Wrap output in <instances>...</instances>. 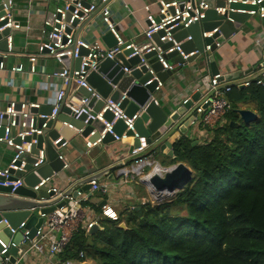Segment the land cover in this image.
<instances>
[{
	"label": "built area",
	"instance_id": "2783aa9c",
	"mask_svg": "<svg viewBox=\"0 0 264 264\" xmlns=\"http://www.w3.org/2000/svg\"><path fill=\"white\" fill-rule=\"evenodd\" d=\"M223 1V6L213 7L217 15H225L223 21L233 22L228 17V12H238L247 13L249 17H256L262 23L264 18V0ZM108 2L109 0H98L97 3H88L85 5L83 0H66L63 5L54 9L51 13V20L46 21L48 29L45 30L42 40L37 44L35 52L27 54L28 69L25 68L22 62L9 66L8 70L14 74H35L37 71L36 63L40 56H50L61 65L59 71L47 75L49 77L58 76L60 80L59 85L54 86V98L48 114L30 113V108H27L26 102H19L17 104L15 101H10L5 109L0 110V143H4L13 150L9 163L4 168H0V186L11 187L9 194H12L18 187L24 185V176L26 174L30 172L36 173V169L46 161L43 148L38 149L37 154L30 152L31 146L37 143L36 137H31L32 134L37 136L43 133V127L36 126L34 124V118H43L45 121L55 120L64 106L70 110L69 116L71 118L77 120L81 116H84L82 120L84 127L95 119H98L103 124V130L98 133V137L93 141L89 137L96 133V129H93L87 136L80 134L82 128L77 130V135L83 138L86 147L100 144L106 133L111 134L114 141H123L131 137L138 138L140 143L132 147L129 152L132 158L131 164L128 167L121 168L119 171L123 176L135 175L143 180V178L147 179L151 172L163 174L170 167L159 165L149 155L144 153L147 147L145 137H139L136 132L133 135H127L129 130L134 131V121L139 116V112L137 111L131 117H128L119 108V102L123 97L119 99L118 103H115L108 97L101 96L88 83L86 78L90 72L97 71L99 65L98 58L101 60L106 58L114 59L118 54H123L126 50H130L129 54H123V58L127 60L133 56H138L139 62L131 67L123 66V72L129 73L133 69L145 65L150 78L144 84H150L155 81L156 86L154 87V91L156 92L162 86V79L151 68V64L158 62L163 70L173 71L182 68L191 56L198 53L197 49L184 52L181 44L191 39V36L187 35L180 41H177L174 36V30L185 29L193 22H200L209 7L208 2L207 0H158L156 13L151 12L149 6L146 5L145 19L147 23L143 30L145 42L141 46L135 43H127L119 36L108 7ZM233 2L242 4V7H230V4ZM97 8H99L100 17L105 24L107 32H110L114 37L115 43L111 47H107L99 41L87 42L78 36L76 37L75 32L79 25ZM12 10L13 0H0V70L7 69L6 59L13 50L12 33L21 28V24L14 18ZM75 20L78 22L74 25ZM219 29L220 26L217 25L209 31H201V36L203 38L212 37L214 33L219 32ZM5 30H8V33L3 35L2 33ZM154 34H158L159 44L153 39ZM258 36V44L264 52V26L262 25ZM2 40L5 42L4 48L1 47ZM219 45L220 43L216 37L210 43L204 44L203 52H210L212 47H219ZM81 49L86 50L87 53L81 54ZM152 52H154L152 57H145L146 54ZM172 53H176L174 55L177 58L174 60H170L167 56ZM78 58H80V63L78 67H75L74 61ZM65 59L66 63H64ZM116 59L121 63L119 58ZM251 82L256 85H264V57L259 65L256 66L253 74L244 80L236 82L235 85L225 82L223 74L220 72L202 74L199 77V83L203 97L195 104L197 105L195 109L196 116L191 122V125L194 124L198 127L201 126L205 129H211L223 123L224 116L231 108V104L226 98L230 87H245ZM73 83L76 84L73 91H78V88L82 87L87 94H81L79 91L77 93L70 91L69 93L70 86ZM188 100L189 98H185L182 103H186ZM100 101H102V105L97 110H94ZM18 107L19 109H17ZM107 110L112 113L113 117L111 120H107L105 117ZM16 114H22L23 117L28 118V123L26 124L25 122L22 127L13 131L12 126L16 124ZM117 119H121L125 126L119 136L112 130L113 124ZM63 124H66L70 128L72 127L71 124L65 121ZM27 136L30 137L28 141L25 140ZM17 139L19 142H16ZM50 142L53 146L59 143L56 146L57 149L67 145V140L61 135ZM27 154L34 158V162L31 163L28 169H26ZM58 157L64 161V156L60 152ZM146 166H149L151 171L144 172V167ZM65 167H67V163L64 161L63 168ZM17 171H23L24 174L18 175ZM49 182V177L40 178L39 183L33 186L32 190H36L41 185H49ZM48 187L47 192L52 190L55 195H61L63 192L59 188L53 186ZM89 191H99L103 194H108L109 188L107 184H101L97 180H91ZM148 192L158 200L164 196L151 191L149 188ZM62 200H65L64 205L47 215L40 214L38 209H31L37 215L44 216L43 224L36 229V233L32 239L28 238L27 229H24L21 233V240L18 244L14 243L11 239L7 243H4L0 239V264H18L19 261L25 258L28 250H34L38 254H47L54 257L62 251L73 232V230L67 229L69 223L83 219L81 202L85 200V197L81 192H77L76 196L65 195L62 197ZM100 209L102 216L112 220L118 218L116 211L109 204H103ZM1 222L8 228L12 235L23 229L25 224V222H22L16 228H12L4 218L0 220ZM92 224L93 222H88L86 226L90 227ZM1 230L3 231V228ZM58 231L60 234L56 236ZM21 245L27 247L20 251L19 247ZM15 246L18 247L15 257L16 261L15 263H11L8 250ZM79 256L81 257L82 253ZM50 264H91V262L88 260H66L61 262L58 259V261Z\"/></svg>",
	"mask_w": 264,
	"mask_h": 264
},
{
	"label": "trees",
	"instance_id": "16d2710c",
	"mask_svg": "<svg viewBox=\"0 0 264 264\" xmlns=\"http://www.w3.org/2000/svg\"><path fill=\"white\" fill-rule=\"evenodd\" d=\"M226 98L231 108L223 123L199 126L205 141L183 134L171 143L172 154L161 165L182 162L192 175L169 201L138 200L116 220L100 209L99 228L90 233L78 225L57 258L93 264H264V85L231 86ZM249 100L257 118L244 123L236 109Z\"/></svg>",
	"mask_w": 264,
	"mask_h": 264
},
{
	"label": "crops",
	"instance_id": "0c3cea01",
	"mask_svg": "<svg viewBox=\"0 0 264 264\" xmlns=\"http://www.w3.org/2000/svg\"><path fill=\"white\" fill-rule=\"evenodd\" d=\"M65 1L13 0L12 11L14 18L20 22L21 28L12 33L13 50L6 59L7 69L0 70V110L5 109L10 101H15L17 104L26 102L27 108H30V113H40V110L47 111L51 106L54 98V86H58L60 80L58 76L49 77L47 75L59 71L61 65L58 62L50 56H40L36 63L37 71L35 74H14L8 68L14 63L22 62L28 69L27 54L35 52L37 44L42 40L45 30L48 29L46 21L51 20V13L56 7L63 5ZM157 1L109 0L108 7L117 33L125 42L140 46L145 42L143 36V30L147 23L145 6H149L151 12L156 13ZM83 2L86 5L97 3L98 0H83ZM261 25L263 26L256 17H249L234 32L229 34L225 29L223 31L224 36L220 34L218 37L219 47H214L210 54L204 52L188 60L182 68L160 74L162 86L154 94L156 102L166 111L181 104L185 98L192 99L193 96L192 102L194 105L197 104L203 97L199 77L202 74L213 73L211 61L214 62L218 72L223 74V79L228 84H235L248 78L254 73L256 66L264 57V53L258 44ZM106 32L105 24L102 22L99 8H97L90 13L83 26L78 30V37L87 42L99 41L104 44L102 36ZM176 58L175 55H172L169 59L174 60ZM27 81L31 85H26ZM77 92L73 91V93ZM247 105H249L250 110L255 112L254 101L249 100ZM247 105L241 104L240 108L246 109L248 108ZM25 119L26 117H23L22 114H16V124L12 126L13 131L22 127L26 122ZM186 131V135L190 138L201 142L207 139L206 132L194 124L189 125ZM61 136L63 135L61 134ZM63 137L67 140V145L58 150L64 156L67 167L53 174L49 186L64 191L72 182L87 176L93 169L99 171L114 166L97 180L101 184H107L109 193L81 192L85 197V202H81L83 219L70 222L67 227L68 230L74 231L78 225H82L86 227L88 232L91 229L90 233H93L99 228L98 217L102 202L109 204L118 214L123 213L124 215L133 207V203L142 197V192H136V190H143L147 196L149 195L148 188L142 178L135 175L125 177L119 172L121 168L131 164L132 158L129 152L134 147L133 143L136 138L131 137L127 141L113 140L86 147L83 138L77 134ZM44 141H48V136H44ZM144 153L159 165L162 161H168L167 156L169 154L162 151L158 145L154 147L147 144ZM12 154L11 147L0 143V168H4L9 163ZM148 171H151V168ZM34 174L40 181L41 177L37 173ZM97 207L98 209H96ZM88 222H93V224L87 227ZM59 234L58 231L56 236ZM26 247L21 245L19 250L22 251ZM56 261H58L57 256L38 254L34 250H28L25 258L18 264H50Z\"/></svg>",
	"mask_w": 264,
	"mask_h": 264
},
{
	"label": "water",
	"instance_id": "95a60500",
	"mask_svg": "<svg viewBox=\"0 0 264 264\" xmlns=\"http://www.w3.org/2000/svg\"><path fill=\"white\" fill-rule=\"evenodd\" d=\"M207 2L209 7L205 11V16L200 22H193L185 29L174 30V36L177 41H180L187 35L191 36V39L186 40L181 44V48L184 52H188L192 49L198 50V53L191 56L189 60L204 53V44L210 43L214 38H218L220 34L224 36L223 31H225V29L227 33L230 34L249 18L247 13L228 12V17H230L233 22L223 21L225 15H217L213 7L219 5L223 6L224 1L207 0ZM230 7L238 8L242 7V4L233 2L230 4ZM77 22L78 21L75 20L74 25ZM83 24L84 22L80 24L78 30ZM262 24L264 26V18ZM217 25L220 26L219 32L214 33L212 37L203 38L201 36V31H209ZM78 30L76 37L78 36ZM7 33L8 30H5L2 34L6 35ZM153 39L159 44L158 34H154ZM102 41L107 47H111L115 43L114 37L110 32L103 34ZM4 46L5 42L2 40L1 47L4 48ZM213 49L214 47H212L211 51ZM210 52L206 53L210 54ZM80 53L85 54L87 52L86 50L81 49ZM129 53L130 50H126L123 54ZM123 54H118L116 56V58L121 60V63L116 58H106L102 60L98 58L99 65L97 71L90 72L86 79L88 83L101 94V96L108 97L115 103H118L119 99L123 97L119 102V108L122 109L124 114L128 117H131L137 111L139 112V116L134 121V131L129 130L127 135H133L134 132H136L139 137L146 138L147 144H151L154 147L158 145L161 150L171 155V143L180 135L187 134L186 130L196 116L195 109L197 105H194L192 102L194 96L186 103H181L178 106H175V108L166 111L156 102L154 96L156 82L153 81L150 84H144L150 78L146 66L141 65L129 73H124L122 67L136 65L139 62V58L138 56H133L125 60ZM153 54L154 52L146 54L145 57L150 58ZM174 54L176 53L168 54L167 56L170 58ZM64 63H66V59L64 60ZM79 63L80 58L74 61L75 67H78ZM210 64L213 69L212 72H218L214 62L211 61ZM151 68L158 73L160 79H162L160 74L168 72V70H163L158 62L151 64ZM75 86V83L70 86L71 89L69 90V93ZM78 91L81 92V94H87L82 87H79ZM101 105L102 101L98 102L94 110H97ZM50 110L51 106L47 111L40 110V113L48 114ZM236 112L244 123L252 122L257 118L256 112L250 109L238 108L236 109ZM69 114L70 110L64 106L55 120L45 121L43 118H34V124L38 127H43V133L37 136L32 134L31 137H36L37 143L31 146L30 152L32 154H37L38 149H44L46 161L36 169V173L41 178H51L53 174L59 172L64 165V161L58 157L59 150L56 146H58L59 143L53 146L50 142L51 140L58 138L61 134L65 137H69L70 134H77V130L82 128V131L80 132L82 136H87L93 129H96V133L89 137V139L93 141L98 137V133L104 128L103 124L98 119H95L89 125L84 127L82 124L84 116L75 120L71 118ZM105 117L107 120H111L113 116L112 113L107 110ZM64 121L71 124L72 127L70 128L66 124H63ZM27 123L28 118H26V124ZM230 125L236 124L230 122ZM124 128L123 121L117 119L113 124L112 130L119 136ZM44 136H48V141H44ZM29 139V136L25 138L26 141ZM113 140L112 135L106 133L102 138L101 143H107ZM16 142H19V140L17 139ZM138 144L139 140L136 138L133 145L137 146ZM26 160V169H28L31 163L34 162V158L27 154ZM112 167L114 166H109L99 171L93 169L87 176L72 182V184L68 186L61 195H55L52 190L47 192V189L49 188L48 184L41 185L36 190H32V187L39 182V178L33 172L24 176V185L18 187L12 194H9L11 187L0 186V220L4 218L12 228H16L20 223L25 222L24 228L13 235L1 222L0 229L3 228V231H0V239L4 243H7L11 239L14 243L18 244L21 240V233L24 229L28 230L27 236L29 239H32L36 233V229L43 224L44 216L37 215V213L31 209H38L40 214L47 215L64 205L65 200H62L63 196H76L77 192H88L90 189V181L100 179L101 176L106 174ZM17 174L23 175L24 173L23 171H17ZM191 175V169L184 163L179 162L170 166L163 174L151 172V174L148 175V178H143L142 181L151 191L157 192L160 195H164L163 193L166 192L174 194L189 181ZM77 188H79V190H77ZM103 204H105V202H102L100 205L102 206ZM119 226L124 228V222H120ZM89 231L91 232L92 230L89 229ZM17 249L18 247L15 246L8 250L11 263H15L16 261L15 257Z\"/></svg>",
	"mask_w": 264,
	"mask_h": 264
},
{
	"label": "rangeland",
	"instance_id": "374dc122",
	"mask_svg": "<svg viewBox=\"0 0 264 264\" xmlns=\"http://www.w3.org/2000/svg\"><path fill=\"white\" fill-rule=\"evenodd\" d=\"M29 81V80H28ZM27 81V82H28ZM26 85H31V83H26ZM163 151V150H162ZM162 162H164V161H162ZM149 168L150 167H145V169H144V172H147L148 170H149ZM176 193V192H175ZM174 193V194H175ZM174 194H172L171 196H163L161 199H155V197L153 196V195H146V197H141V199L139 200V202H141L142 204H144V202L145 201H149L150 203H152V204H157V203H160V202H162V201H169L170 199H171V197L172 196H174ZM159 196V195H158ZM159 197H161V196H159ZM172 213H176V211H177V209L176 208H174V207H172ZM179 214H184L183 213V211H180L179 212ZM124 216V215H123ZM90 261V260H89ZM91 264H93L92 262H91Z\"/></svg>",
	"mask_w": 264,
	"mask_h": 264
},
{
	"label": "bare ground",
	"instance_id": "6f19581e",
	"mask_svg": "<svg viewBox=\"0 0 264 264\" xmlns=\"http://www.w3.org/2000/svg\"><path fill=\"white\" fill-rule=\"evenodd\" d=\"M165 196H170L172 194H170V192H166V193H163Z\"/></svg>",
	"mask_w": 264,
	"mask_h": 264
},
{
	"label": "clouds",
	"instance_id": "9594fccd",
	"mask_svg": "<svg viewBox=\"0 0 264 264\" xmlns=\"http://www.w3.org/2000/svg\"><path fill=\"white\" fill-rule=\"evenodd\" d=\"M117 213V212H116ZM117 215H118V213H117Z\"/></svg>",
	"mask_w": 264,
	"mask_h": 264
}]
</instances>
